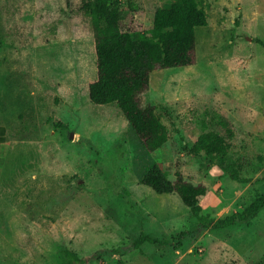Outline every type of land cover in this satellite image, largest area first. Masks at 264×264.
<instances>
[{
  "label": "rangeland",
  "instance_id": "374dc122",
  "mask_svg": "<svg viewBox=\"0 0 264 264\" xmlns=\"http://www.w3.org/2000/svg\"><path fill=\"white\" fill-rule=\"evenodd\" d=\"M83 1L0 0V264H66L62 248L86 264H264V208L227 228L203 225L264 194V0H199L208 23L195 28V64L153 71L142 97L169 134L152 153L117 104L89 99ZM172 1L121 0L126 29H150ZM211 131L229 143L240 180L193 152ZM153 164L207 186L199 216L140 182ZM141 234L161 243L132 249Z\"/></svg>",
  "mask_w": 264,
  "mask_h": 264
},
{
  "label": "trees",
  "instance_id": "16d2710c",
  "mask_svg": "<svg viewBox=\"0 0 264 264\" xmlns=\"http://www.w3.org/2000/svg\"><path fill=\"white\" fill-rule=\"evenodd\" d=\"M81 10L90 18L93 32L96 76L88 86L90 101L97 105L117 104L146 152L160 149L168 140L167 128L155 106L143 104L142 97L148 92L153 71L195 64V28L207 25L206 9L199 0H173L169 7L156 9L152 27L143 31L126 29L121 0H84ZM228 124L225 120L224 125ZM228 136H233L230 128ZM228 148L226 139L211 131L199 136L193 152L203 150L208 158H216L231 178L240 180L236 168L227 161ZM140 182L159 194H177L183 204L199 216L200 199L207 192L205 184L192 183L179 170L175 178L169 180L158 164L151 165ZM262 208L264 194L242 211L203 225L227 228L236 222L248 221ZM145 242L161 243L158 238L141 234L131 247L138 249ZM60 254L66 264H86V259L67 248H62ZM103 254L121 255L118 250H106Z\"/></svg>",
  "mask_w": 264,
  "mask_h": 264
},
{
  "label": "crops",
  "instance_id": "0c3cea01",
  "mask_svg": "<svg viewBox=\"0 0 264 264\" xmlns=\"http://www.w3.org/2000/svg\"><path fill=\"white\" fill-rule=\"evenodd\" d=\"M7 136L6 126L0 122V179L2 175L4 157L8 148Z\"/></svg>",
  "mask_w": 264,
  "mask_h": 264
}]
</instances>
